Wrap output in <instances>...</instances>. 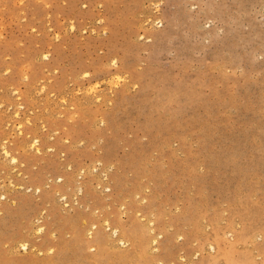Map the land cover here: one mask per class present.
Returning a JSON list of instances; mask_svg holds the SVG:
<instances>
[{
    "label": "rangeland",
    "instance_id": "obj_1",
    "mask_svg": "<svg viewBox=\"0 0 264 264\" xmlns=\"http://www.w3.org/2000/svg\"><path fill=\"white\" fill-rule=\"evenodd\" d=\"M185 2L0 0V264H264L263 7Z\"/></svg>",
    "mask_w": 264,
    "mask_h": 264
},
{
    "label": "bare ground",
    "instance_id": "obj_2",
    "mask_svg": "<svg viewBox=\"0 0 264 264\" xmlns=\"http://www.w3.org/2000/svg\"><path fill=\"white\" fill-rule=\"evenodd\" d=\"M181 0H177V3H179ZM202 1H204V2H206V5H207V7L204 9V11H202V9L203 8H200V4H201V0H186V2H185V5L186 4H190V9H189V13H187V14H183V15H181L182 16V19L185 21V23H187L188 21H189V23H190V25H191V29H200L201 31H205V32H207L208 34H211V35H214L213 36V41H214V43H217V41H218V39L220 38L219 36L221 35V33H222V35H224V31H225V29H226V27L227 26H225V27H220V26H218L217 25V22H222V23H224L225 25H227L228 24V19H226L225 18V15L227 16V15H229L227 12H225V6H227V2H225V1H227V0H224V4H222L221 2V4L219 3L218 5L216 4L215 5V9L213 10V12L211 13L210 11H211V9H210V6H212L213 7V0H202ZM235 1V0H234ZM255 2H257V4L259 5H262V11H263V13H264V0H255ZM182 9L184 8V7H181ZM182 11H184V10H182ZM181 11V12H182ZM182 13H184V12H182ZM162 23V22H161ZM161 23L159 24V25H161ZM208 28V30H206ZM225 28V29H224ZM227 29H228V27H227ZM227 29H226V32H228L227 31ZM263 35V34H262ZM258 36V35H257ZM261 36V35H260ZM260 36H259V38H260ZM209 45H210V41H209ZM223 47V46H222ZM216 51V50H215ZM255 51V50H254ZM48 55V54H47ZM217 54H216V52H215V56H216ZM46 58H48V57H46ZM112 61H113V59H112ZM114 63V64H113ZM117 63L118 62H112V64L115 66V67H117L118 65H117ZM128 68V67H127ZM122 69V68H121ZM121 69L120 68H118L117 69V72L116 73H121ZM115 73V74H116ZM122 75V74H121ZM125 75V74H124ZM117 76H119V75H117ZM117 76H115V79H117ZM119 78V77H118ZM127 80V79H126ZM45 88V87H44ZM44 88H41L42 89V91H44ZM40 89V90H41ZM20 96V95H19ZM102 95H97L96 94V96H95V99H96V101L97 102H100L101 100H102ZM15 115V114H14ZM15 117H19V113H16V115H15ZM30 123V122H29ZM22 124L20 123L17 127H18V132L19 133H22L23 132V128H22V126H21ZM24 133V132H23ZM25 136H26V134H25ZM29 140V139H28ZM30 141H31V149H36V151H37V149H38V146H39V140L38 139H30ZM5 144V143H4ZM41 144V143H40ZM6 145V144H5ZM2 146L3 147V149H1L2 150V152L4 153V155H5V157H6V159H9L13 164H16L17 163V159L15 158V157H13L12 155H11V152L7 149V147L6 146ZM40 151V150H39ZM42 153V152H41ZM8 160V161H9ZM10 163V162H9ZM19 163V162H18ZM15 166V165H14ZM19 176H21V175H19ZM106 177V176H105ZM11 185H12V187L13 188H16L15 187V185L14 184H12V182H11ZM38 188V187H37ZM81 189V188H80ZM14 190V189H13ZM36 192H39V193H41L42 194V191L40 190V189H38V191L36 190V189H34ZM35 192V193H36ZM39 195V194H38ZM6 198V197H5ZM63 200L66 202V204H64V206L66 205V206H68L67 205V196L65 197L64 196V198H63ZM43 220V219H42ZM105 222V221H104ZM151 222V221H150ZM106 224H108V221L106 222ZM152 225H153V223H151ZM93 225H95V224H93ZM92 225V226H93ZM91 228V227H90ZM92 229V228H91ZM90 229V230H91ZM116 230V229H115ZM113 230L114 231V234L115 235H118V230ZM43 232H45V230H44V228H43V226H39V228H38V234H42ZM90 232V231H89ZM91 233V235L93 234V232H90ZM260 233V232H259ZM159 236H161V235H159ZM120 238V237H119ZM118 238V239H119ZM121 242H123V241H121ZM24 243V242H23ZM23 243H22V245H23ZM125 244V243H124ZM209 244V243H208ZM211 245V244H210ZM92 246H94V245H92ZM23 249L25 250V251H27L29 248H28V246L26 245V244H24L23 246ZM93 248V247H92ZM209 248H210V246H209ZM211 248L212 249H210L211 251L213 250V249H215V246H211ZM214 251V250H213ZM78 255V254H77ZM79 257V256H78ZM84 259V258H83ZM83 261V260H82Z\"/></svg>",
    "mask_w": 264,
    "mask_h": 264
}]
</instances>
